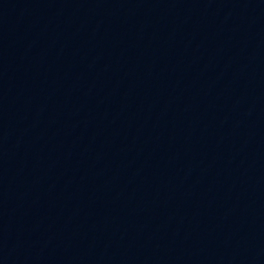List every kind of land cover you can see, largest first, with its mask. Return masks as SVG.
Segmentation results:
<instances>
[{
    "label": "water",
    "instance_id": "water-1",
    "mask_svg": "<svg viewBox=\"0 0 264 264\" xmlns=\"http://www.w3.org/2000/svg\"><path fill=\"white\" fill-rule=\"evenodd\" d=\"M0 264H264V0H0Z\"/></svg>",
    "mask_w": 264,
    "mask_h": 264
}]
</instances>
